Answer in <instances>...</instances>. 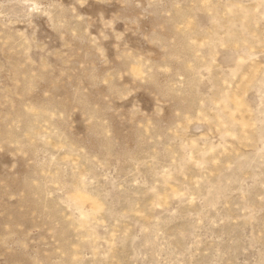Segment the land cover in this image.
Wrapping results in <instances>:
<instances>
[{"label":"rangeland","instance_id":"rangeland-1","mask_svg":"<svg viewBox=\"0 0 264 264\" xmlns=\"http://www.w3.org/2000/svg\"><path fill=\"white\" fill-rule=\"evenodd\" d=\"M0 264H264V0H0Z\"/></svg>","mask_w":264,"mask_h":264}]
</instances>
